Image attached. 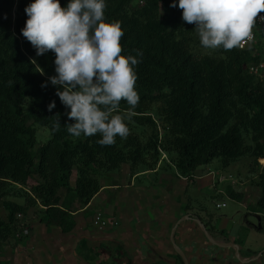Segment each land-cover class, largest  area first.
Wrapping results in <instances>:
<instances>
[{
	"label": "trees",
	"instance_id": "obj_1",
	"mask_svg": "<svg viewBox=\"0 0 264 264\" xmlns=\"http://www.w3.org/2000/svg\"><path fill=\"white\" fill-rule=\"evenodd\" d=\"M30 2L0 0V197L7 195L2 204L8 211L7 217L0 212V248L12 236L16 242L11 248L20 243L19 215H30L33 206L40 207V221L48 228L72 231L73 212L89 204L101 189L105 171L127 162L134 168L140 163L154 168L161 150L174 153L171 163L189 179L200 165L215 158L224 166L245 155L257 161L264 158V75L250 70L262 58L260 27L253 28L257 38L251 45L221 47L219 54L201 55L195 49L200 43L195 24L183 20L178 3L173 7L172 0H107V21L119 22L124 30L122 54L136 55L140 61L134 66L140 101L127 121L129 135L101 145L99 133L75 137L67 131L74 119H69L70 109L57 95L58 86L49 80L56 74V54L49 50L37 56L21 31ZM66 3L61 0L62 5ZM52 100L56 107L49 111ZM130 107L122 100L113 114L124 115ZM31 119L49 127L47 141L39 143ZM139 125L148 129L146 138L145 128L136 129ZM148 155L157 161L147 163ZM14 184L21 185L15 191L25 201L8 198ZM257 185L260 194L249 209L264 214V165ZM228 193L239 200L244 197L233 187ZM258 253L246 251L248 256ZM176 255L177 264H185ZM0 264L10 261L4 258Z\"/></svg>",
	"mask_w": 264,
	"mask_h": 264
},
{
	"label": "clouds",
	"instance_id": "obj_2",
	"mask_svg": "<svg viewBox=\"0 0 264 264\" xmlns=\"http://www.w3.org/2000/svg\"><path fill=\"white\" fill-rule=\"evenodd\" d=\"M177 3L183 20L195 24L201 45L212 50L243 46L264 11V0H172L171 6ZM106 7L107 0H67L65 5L61 0H31L21 31L37 56L49 50L56 54V74L49 80L58 86L57 95L74 119L67 131L75 137L99 133V144L112 145L117 136L130 133L127 121L140 101L134 67L140 61L122 54L124 30L119 22L107 21ZM258 18L264 21V15ZM122 100L131 106L129 111L114 115ZM55 107L52 100L48 109Z\"/></svg>",
	"mask_w": 264,
	"mask_h": 264
},
{
	"label": "crops",
	"instance_id": "obj_3",
	"mask_svg": "<svg viewBox=\"0 0 264 264\" xmlns=\"http://www.w3.org/2000/svg\"><path fill=\"white\" fill-rule=\"evenodd\" d=\"M163 159L158 160L154 168L146 170L135 168L130 172L122 166L125 177L121 184L101 180V189L90 203L78 209V215L82 214L80 218L84 220L77 221L74 217L76 225L72 231L63 232L55 226L48 228L40 221V216L31 212L33 234L28 239L27 249L24 244L17 248V255L23 254L17 264H177L179 259L171 231L183 216L175 238L178 246L187 253L190 264H251V261L241 262L233 247L217 245L207 238L196 218L208 224L213 238L238 242L236 238L221 234L210 213L201 214L198 208H192L193 200L191 196L187 197V187L196 175L188 181L175 167V174L167 167L161 171ZM147 172H161L162 177L153 182L143 176ZM127 173H131V179L127 178ZM209 173L211 171L206 174ZM233 188L243 191L234 185ZM243 193L241 201L247 196L246 191ZM92 204H101L97 209L104 210L107 216L113 213L118 224L100 231L91 222L86 228L82 211ZM238 245L242 256L250 257L240 242Z\"/></svg>",
	"mask_w": 264,
	"mask_h": 264
},
{
	"label": "rangeland",
	"instance_id": "obj_4",
	"mask_svg": "<svg viewBox=\"0 0 264 264\" xmlns=\"http://www.w3.org/2000/svg\"><path fill=\"white\" fill-rule=\"evenodd\" d=\"M253 28H255V24H253L252 29ZM195 49L196 52L201 55L219 54L218 49H206L201 45V43H199ZM155 117L158 119V126L161 135H165L166 130L163 127L161 119H159L156 114ZM29 123L36 128L39 143H43L51 137V132L48 126L42 125L33 119L29 120ZM143 128L145 127L139 125L136 129L141 132ZM143 132H145V136H142L146 138L148 136V129L145 128V131ZM247 140L248 142H252L251 138H248ZM160 152L161 153L158 157V160L164 157L163 163L160 167V169H162L161 171H164L163 168L165 169V167H167L169 171L175 174L174 166L171 163L174 153H168L163 150ZM147 159V163L154 161L151 155H148ZM156 161H154V163ZM147 165L140 163L135 168L146 170ZM263 165L264 158H260L257 161L252 155H245L234 161L229 166H224L220 158H215L213 161L200 165L197 168L195 172V178L192 177V179H194L188 184L189 186L187 187V197L189 198L191 196L193 200L192 208H198V213L201 214L203 212L210 213L213 219L218 223V226L221 229V234L223 236L236 238L237 241L241 243L242 249L245 251L249 249L253 251H261L264 249V214L249 209L251 208L250 205L255 202L256 196L260 194V187L257 185V180L258 174L261 171ZM123 166L131 170L130 172L135 169L132 167L131 162H127ZM121 171L122 167L115 170L105 171L101 176V180L108 181L109 183L118 182V184H121L125 177ZM208 171H211L209 175L206 174ZM200 175H203V177H200ZM143 176H145L150 181L156 182L162 177V174L161 172H147ZM131 177V173H127V178L131 179ZM73 178H76V172L74 173ZM189 180H191V178H188V181ZM233 181H235V184H233ZM233 185L236 187V189L247 192V196L242 201L232 197L227 192L228 188L233 187ZM19 186L21 185H13L14 190H11L8 198H13L23 202L25 201V198L20 196L19 193L15 191V188H18ZM5 198H7V195L6 197H0V212L4 217H7L8 211L2 204ZM98 201L99 198H97L96 202ZM223 202L226 203L224 206L217 205L218 203ZM99 205L101 204H92L90 207L82 211L85 217L86 228L91 226V222L93 223L92 218L96 213L101 211L106 213L104 210L97 209ZM40 210V207L33 206L32 213L35 212L36 215L40 216ZM78 214L79 210L76 208L73 218L77 217V221L84 220L80 218L82 214ZM112 214L113 213H109V216L114 217ZM19 218L23 225L22 239L20 243L14 245V247L11 248L10 246L16 242L15 237L12 236L8 239L7 243L9 244L0 248V260L7 258L9 259L10 264L13 262L17 264V261H19V256H23V254L17 255V248L19 249V247L24 244L25 249H27V246L30 243V240L28 239L33 234L32 231L34 225L31 219H29V215L26 216L24 214H20ZM238 242L236 243L238 244ZM22 253H24V251ZM253 264H264V255L259 261Z\"/></svg>",
	"mask_w": 264,
	"mask_h": 264
},
{
	"label": "built area",
	"instance_id": "obj_5",
	"mask_svg": "<svg viewBox=\"0 0 264 264\" xmlns=\"http://www.w3.org/2000/svg\"><path fill=\"white\" fill-rule=\"evenodd\" d=\"M259 15H264V11L259 13L258 17H259ZM258 17H257V20L255 22V25H256V27L261 28L260 31L262 34V42H263L262 58L259 60V62L252 64L250 66V70H251V72H253L257 75L263 76L264 75V21L259 20ZM256 38H257V33L252 29L251 30V39H245L242 42L243 46H241V47H246L248 45H251L256 40ZM224 204L225 203L218 204V205H224ZM93 224L98 230L104 231L109 226L118 224V220H115L114 217L107 216L102 212H98L93 217ZM244 264H249V263H244Z\"/></svg>",
	"mask_w": 264,
	"mask_h": 264
},
{
	"label": "water",
	"instance_id": "obj_6",
	"mask_svg": "<svg viewBox=\"0 0 264 264\" xmlns=\"http://www.w3.org/2000/svg\"><path fill=\"white\" fill-rule=\"evenodd\" d=\"M185 216H183L180 220H178L176 222V224L174 225V227L172 228V231H171V240L177 250V252L181 255L182 259L184 260V263L185 264H190V261H189V258L187 256V253L185 252V250H183L182 248H180L176 242V238H175V233H176V229L180 223V221L184 218ZM197 221L200 223L205 235L207 236V238L212 241L213 243L217 244V245H220V246H229V247H233L234 250H235V253H236V257L241 261V262H250L251 260L259 257L264 250L260 251L258 254H256L255 256H250V257H244L242 256L241 252H240V247L239 245L234 242V241H219L215 238H213V236L211 235L210 231L208 230V228L206 227V225L201 222V220L199 218H196Z\"/></svg>",
	"mask_w": 264,
	"mask_h": 264
}]
</instances>
